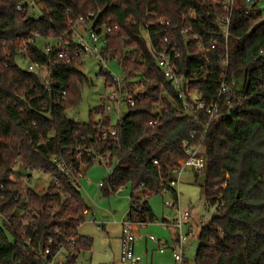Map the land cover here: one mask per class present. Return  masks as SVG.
<instances>
[{"label":"trees","instance_id":"16d2710c","mask_svg":"<svg viewBox=\"0 0 264 264\" xmlns=\"http://www.w3.org/2000/svg\"><path fill=\"white\" fill-rule=\"evenodd\" d=\"M41 1L42 14L37 18L31 10L17 9L25 0H0V184L4 186L0 207L4 214L17 220L19 209L31 208L35 223L27 226V231L34 243L45 244L50 237L64 242L70 229L79 228L82 222L78 218L89 205L78 185L61 175L51 159L64 157L79 167L75 155L80 152L87 164L84 172L94 164L92 156L109 154L110 162L116 160L103 191L108 194L110 188L116 192L131 185L132 220L153 222L156 214L149 199L159 192L162 183L168 185L172 180V168L183 156L182 142L188 139L197 143L203 138L207 167L203 172L192 171L195 183L217 207L198 235L194 262L264 264V56L260 55L264 51V20L247 18L236 10L226 77L229 83L235 79L237 86L222 97V104L226 107L230 99L237 105L207 124L204 113L196 117L183 111L146 36L148 31L153 44L166 35L178 42L181 71L197 73L195 87L210 102L217 98L224 65L221 58L227 49L222 41L211 49L199 22L182 16L183 10L191 8L213 26V20L205 16L209 0ZM89 12L97 16L95 23L112 28L104 53L118 61L129 87L134 89L137 81L143 84L141 99L114 125L115 135L106 138L102 137L103 129L112 122L104 115V99L94 110L101 116L98 121L92 117L83 122L69 116V111L79 106L88 82L84 58L76 57L63 65L55 62L56 52L48 49L49 45L54 47L58 37H70V21ZM157 16H163L169 25L154 23L146 28ZM188 22L204 35V51L198 50L195 42L189 48L184 45L182 29ZM30 36L33 42H29ZM23 50L42 67L33 71L20 66ZM48 65L54 69L51 93L43 84ZM63 90L66 98L62 97ZM86 147L93 153L84 151ZM27 168L56 175L59 184L44 193L32 192L28 203L15 201L19 190L15 173ZM168 190L175 196L173 188ZM0 222V264H41L36 253L21 247L19 218L14 230ZM55 227L59 228L56 233ZM79 236L78 246L83 251L91 250L93 239Z\"/></svg>","mask_w":264,"mask_h":264},{"label":"built area","instance_id":"2783aa9c","mask_svg":"<svg viewBox=\"0 0 264 264\" xmlns=\"http://www.w3.org/2000/svg\"><path fill=\"white\" fill-rule=\"evenodd\" d=\"M25 3L19 4L17 9L19 11L32 10L34 8L38 9V14L35 17L39 18L42 14L41 9L37 7L36 0H25ZM264 0H209L207 3V13L205 14L207 19L213 20V26L206 23L204 15L197 13L194 9L188 8L182 11V16L184 18H191L194 21L199 22V25L208 35V45L211 49L215 50L219 45L220 41L226 46V52L221 58L223 61V70L219 74L220 82L217 91V98L212 99L207 102L202 92H200L198 87H195V83L199 80L197 78V73L187 74L181 71L177 60L181 57L182 49L178 42L172 41L169 35L163 37L157 44H153L151 37L147 31V40L152 47L153 53L156 57V63L161 70L163 76L166 80H170L172 86L175 90L176 96L180 99L182 103L183 111L191 116H200L201 113L205 114L207 117V124L211 121L218 120L221 116L230 112L229 110L234 108L237 104L233 103L230 99L226 102V107L222 104V97L229 95V92L233 90L237 84L236 80L233 79L232 83L228 82L226 77V70L228 67V43L231 36V26L233 21V16L236 10H240L244 15L248 17H253L258 20H264V7H262ZM95 14L89 12L86 15H82L76 21H70L69 33L70 37L65 39L64 37H58L55 39L54 47L49 45V50H54L56 52L55 62L67 65L71 62L73 58L86 56L95 57L99 63H102L101 73L104 76L105 82L110 88L109 94L104 96L105 106L103 109L104 115L110 116L112 126L103 129V138H106L109 134L115 135L116 131L114 125L126 115L122 112V106L131 107L141 99L140 93L142 91L143 84L135 83L134 89H131L126 81L125 77L120 78L111 74L106 68L109 56L104 53L105 46L107 44L108 35L111 33L112 28L109 25L97 24ZM157 23L161 26H168L169 21H166L163 16H157L152 18V20L145 27L148 28L149 25ZM182 34L185 37V46L189 48L191 42H195L197 49L204 51L207 47L205 44L204 35L195 29L190 22L186 23V26L182 29ZM30 41L33 42L34 38ZM25 46V45H24ZM20 57L22 60L27 61V66L29 70L38 69L42 67L38 62H33L29 59L28 53L23 50ZM260 55L264 56V51L260 52ZM52 58H50L51 60ZM49 60V61H50ZM54 69L51 65H48V71L44 78L43 84L45 86V91L51 93L52 87L55 84L52 78ZM108 77V80H107ZM206 78V76H204ZM62 97L66 98V90L61 91ZM241 98L238 99V105H240ZM114 112L117 117V121L113 122L110 114ZM195 135H192L194 138ZM183 156L177 160V165L172 168L173 177L172 180L166 185L161 184V189L159 192L168 190V188H173L179 186L181 182V177L187 169L194 170L196 172H203L207 167L206 162V152L205 145L203 144V138L199 142H192L188 139L182 142ZM84 151L93 153L91 149L83 148ZM76 160L79 162V167L74 165V161L66 160L64 157L54 156L51 159L53 166H56L59 173L68 177L69 182L79 185L78 179L82 176L83 169L87 166L86 162L81 159V153L75 155ZM93 162L103 163V161H110L109 154L92 156ZM156 165H159L157 160H154ZM26 172H16L15 176L19 183L17 184L18 193L15 197V201H30L29 196L32 192H46L51 186L58 185V179L56 175H50L42 169L31 170L29 168L25 169ZM40 172L43 175H48L50 178L49 184L43 191H37L31 186V179L33 173ZM44 179V178H43ZM104 183H100L99 186L103 188ZM225 186V184H223ZM3 185L0 184V205L3 202L4 196L1 194ZM112 191V188H110ZM120 190V189H119ZM220 194L219 198H221ZM178 195L175 190V200L168 203V208L172 209L175 214L171 219H165L161 226L164 229H175L178 231V236L173 244V264H187L185 248L187 246L189 236L192 235V212L190 209H182L178 203ZM23 204H21L22 206ZM205 206L208 209L216 210L217 204H212L210 199L205 200ZM130 211V210H129ZM35 212L31 208H21L16 213L17 220L21 221V229L18 231L19 238L22 241L21 247L25 250L32 251L36 253L41 259V264H78V260L83 250L78 246V241L80 239V234L78 229H70L68 235L63 242H57L53 237L46 240L45 244H35L33 236L28 233L27 226L33 225L35 220L33 215ZM91 215L89 207L84 209L82 215L78 219L84 223L87 217ZM16 219H11L4 214V211L0 207V221L6 222L11 230H14V225L16 224ZM91 221H95V217L92 215ZM208 222V221H207ZM81 223V224H82ZM149 222L142 220L134 221L128 212V215L122 219L120 225L122 227V237H121V263L125 264H141V256L137 255L135 252V244L139 239L138 227H144ZM206 224V223H205ZM203 223L201 228L205 226ZM101 228V226H99ZM187 229V234L184 232ZM59 228L55 227L54 232H58ZM148 239L153 242H157L162 248H169L167 243L163 240L157 239L156 237L149 235ZM197 254V249L195 250V257ZM194 257V258H195Z\"/></svg>","mask_w":264,"mask_h":264},{"label":"rangeland","instance_id":"374dc122","mask_svg":"<svg viewBox=\"0 0 264 264\" xmlns=\"http://www.w3.org/2000/svg\"><path fill=\"white\" fill-rule=\"evenodd\" d=\"M37 1V7L42 8V1ZM264 7V3H262ZM35 15L38 14V9L31 10ZM18 63L22 67L27 66V61L18 59ZM83 71L88 77V82L84 84L79 106L69 111V116L79 121H89L92 119L98 121L100 115L94 110L101 106L103 97L109 94L110 88L105 82L104 76L101 73L103 64L99 63L95 57L86 56L83 59ZM112 75L124 78L126 76L124 70L112 56L109 57L106 68ZM134 80H138V77ZM133 80V81H134ZM138 82V81H137ZM122 112L128 111V106H122ZM113 122L117 121L114 112H111ZM117 166V161H98L92 164L87 171H83L82 176L78 179L83 199L94 209L97 215V221H91L92 215H89L84 223L79 227V232L93 239L91 250L84 252L79 262L80 264H88L85 262L87 258H92L90 264H122L121 263V247L120 238L122 235V227L120 222L128 215L131 207V185L123 186L120 190L106 194L99 186L100 183L106 182L112 171ZM19 172L28 173L25 170H18ZM44 178V179H43ZM50 178L48 175H43L40 172L33 173L31 179V186L37 191H43L49 184ZM196 178L191 169H187L181 177L179 186L175 187L177 191L178 203L182 209H190L192 212V230L193 233L189 236L187 246L185 248L186 259L189 264H195V250L199 247L198 235L201 232V225L207 223L216 211L208 209L205 206L206 195L203 193L201 187L195 183ZM175 200L172 191L166 190L163 192H156L151 195L149 205L152 212L156 214L153 222L147 223L146 226L140 228V240L145 242L146 236L152 235L157 239L163 240L167 243L169 248L165 250L164 254H160L159 246L153 242V247L149 248L147 252L148 259L152 254H158L162 259L166 256H172V247L175 239L178 236V231L175 229H164L161 223L165 219H171L175 212L168 208V203ZM99 223L105 224L98 228ZM1 224V222H0ZM102 225V224H101ZM186 234L187 229L184 231ZM143 237V238H142ZM174 263V262H173ZM125 264V263H123Z\"/></svg>","mask_w":264,"mask_h":264},{"label":"crops","instance_id":"0c3cea01","mask_svg":"<svg viewBox=\"0 0 264 264\" xmlns=\"http://www.w3.org/2000/svg\"><path fill=\"white\" fill-rule=\"evenodd\" d=\"M87 205H88V203H87ZM89 209H90L91 215H93L95 217V220L97 221V215H95L94 209L91 208V206H89ZM99 224H100L99 226H101V227L103 226L102 229H104L105 224H103V223H99ZM99 226H98V228H99ZM140 228H142V227H138V232H140ZM78 232H79V228H78ZM79 234L81 236H84L80 232H79ZM121 237H122V235H121ZM140 238H141V236L139 235V239H138V241H137V243L135 244L134 247H135L136 254L141 256V262H140L141 264H173V255L172 256H168V257L166 256L164 259H162L160 257V255H158V254H152L151 257H150V259H148V257H147L148 253L147 252L149 251V248L153 247V245L151 243L153 241H151L150 239H148L147 236H146L145 242H142L140 240ZM153 243L154 244L155 243L157 244V242H153ZM120 245H121V238H120ZM157 245L159 246V244H157ZM159 249H160L159 250L160 254H164L165 253V250L167 248L164 249L161 246H159ZM84 252H87V251H83L82 254ZM81 255H80V257H81ZM80 257H79V259H80ZM91 259H92L91 257L90 258H87L85 260V262L88 263V264H90ZM78 264H80L79 260H78Z\"/></svg>","mask_w":264,"mask_h":264}]
</instances>
